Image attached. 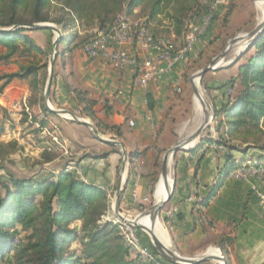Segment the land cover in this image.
<instances>
[{"label":"crops","instance_id":"crops-1","mask_svg":"<svg viewBox=\"0 0 264 264\" xmlns=\"http://www.w3.org/2000/svg\"><path fill=\"white\" fill-rule=\"evenodd\" d=\"M229 3L232 6L233 0H226L225 5L218 11L213 26L188 58L177 63L168 74L157 78L146 87L136 84L133 67L122 72L116 71L102 58L87 57L81 49H71L63 54L65 63L62 65L61 75L56 76L53 83L52 102L56 106L77 112L82 105H79L73 90L87 92L97 102L99 121L120 128V136L105 131L107 137L122 142L128 153V163L122 174L120 148L116 146V152H109V148H104L107 147L105 143L92 152L88 149L83 153L74 152L75 160L70 158L72 161L69 162L82 168L81 180L85 182L108 188L113 194L118 187L123 186L119 204L122 214L135 210L146 200L159 152L174 144L172 132L183 122L176 115L178 116L182 99L185 98L183 94L187 85L184 76L208 59L209 52L216 47L218 40L226 37L227 43L239 29L248 31L255 27L253 25L246 29L248 23L244 22L242 26L232 28L238 14L233 9L224 16V7ZM148 23L151 28V21ZM161 28L162 26L159 29ZM152 30L157 31L153 28ZM69 41H64L63 48H70ZM171 41L178 48L183 40ZM122 48L132 54L138 53L130 43L124 44ZM221 50L223 49L217 50L216 54ZM4 53L5 48L0 47V55ZM67 59L69 61L66 62ZM8 63H0L3 73L11 74L19 70L17 64ZM226 79L227 77L219 83H225ZM177 87L181 92L175 91ZM211 87H217V84L214 83ZM226 88L215 90L216 93L221 91L213 101L216 108L220 107L222 90ZM2 95L6 97L7 105L15 99L25 98L28 95V81L18 78L12 80L4 87ZM149 104L152 105L151 108ZM130 121H133V125L129 124ZM216 137L212 128L200 139L202 144L196 152L183 153L176 163L174 191L162 210L169 240L185 256H197L209 245L219 247L222 244L226 249L224 257L227 264H264V183L261 177L232 178L229 175L206 207L199 209L197 206V202L208 194L225 170V148L204 142L207 139L215 140ZM135 152L141 154L131 159V154ZM105 154H108L106 158L94 159ZM263 156L261 151L257 154L248 151L244 157L246 161L241 159L240 154L235 159L241 163H249ZM99 160L104 163L102 167L95 166V162ZM261 162L264 163V159ZM136 176L139 198L137 202L131 198L132 184Z\"/></svg>","mask_w":264,"mask_h":264},{"label":"trees","instance_id":"trees-1","mask_svg":"<svg viewBox=\"0 0 264 264\" xmlns=\"http://www.w3.org/2000/svg\"><path fill=\"white\" fill-rule=\"evenodd\" d=\"M181 1L97 0L96 4H88L87 0H0V28H13L11 31H0V47L5 48L0 60L6 61L15 55L24 56L30 52L45 53L27 33L37 29L23 26L33 23L61 24L62 20H51L49 17L48 10L53 3L59 4L74 16L72 18L67 15L64 18L69 24L72 25L74 18L78 22L94 21L97 30H104L109 23L110 27L113 26L117 14L123 9L127 15H132L137 8L148 3L149 18L146 19L149 22L176 3L171 15L175 19L173 34L177 36L183 23V6L178 7ZM198 3L199 0H196L191 8ZM39 30L51 33L49 29ZM90 40L91 38L81 46V50ZM248 52L249 55L245 57ZM241 57H245L244 62L237 66L228 82L231 94L227 96L225 92L222 93L220 107L216 108L214 105L213 130L217 137L215 140H204L205 143L225 148V170L208 194L197 202L199 209L213 200L223 180L233 170L245 164L236 161L234 152L242 155L243 161H246L244 157L250 149H259L264 153V30ZM42 67L46 65L31 63L22 66L15 73L0 76V92L16 78H28L31 88H37L38 72ZM54 76L53 70L52 80ZM66 87L72 91L67 85ZM224 87H227V81L214 89ZM73 93L79 105H82L81 111L93 119L94 115L90 110L96 105V101L85 100L87 92L73 90ZM151 107L149 104V108ZM39 109L44 114L53 115L43 104L39 105ZM99 123L105 130L120 136V128ZM38 124L39 129H44L46 121L40 120ZM3 133L4 128L0 126V135ZM201 144L200 140L188 152H196ZM106 146L110 149L109 152H116V146ZM161 152L163 151L159 153ZM140 154L135 152L130 157L132 159ZM107 155L95 158H106ZM43 156L46 161L51 160L48 154ZM263 157L252 161L251 166L264 167L261 162ZM109 206V194L105 188L85 182L63 167L56 174L43 178L6 176V179L0 181V264L5 260H9L11 264H163L161 255L152 245L143 247L151 252L153 260L140 259L139 255L131 257V248L126 245L119 227L102 219ZM219 247L225 256L226 249L222 244ZM165 262L174 264L166 259Z\"/></svg>","mask_w":264,"mask_h":264},{"label":"rangeland","instance_id":"rangeland-1","mask_svg":"<svg viewBox=\"0 0 264 264\" xmlns=\"http://www.w3.org/2000/svg\"><path fill=\"white\" fill-rule=\"evenodd\" d=\"M254 1L255 0H233L232 6L229 3V5H226L224 7L225 8L224 16L227 14V12L229 13L233 9L237 11L236 14L238 15L236 19L233 21L232 28L240 27L244 24V22H247L248 26L246 27V29H250L253 25L256 26L257 23H260L259 22L260 13L258 12V9ZM195 2L196 0H184V1L182 0L180 3H178V7L183 6V12L181 13V19L183 23L179 35L177 36L174 35L173 34L174 28H172L175 25V19L172 17L171 14H173V7H175L176 3L171 4L172 6H169L166 9H164L163 13L160 14L157 18L153 20H149L151 21L152 24L151 28L149 26L150 30L153 31L152 28L157 30L153 32L156 34H160L163 38L168 40H182L184 33V23L192 9L191 8L192 5ZM87 3L96 4L97 0H87ZM136 10L137 13H133L132 15H127L123 9V11L119 12L117 16L122 15L133 19L149 18L148 3L140 6ZM48 14L51 20L63 21L61 24L50 23L54 27H56L61 33V40L58 43L56 58L53 63V70L55 76L53 80H51V85H50V104L55 109H65L72 111L68 108H64L59 105L56 106L54 102H52L51 95H53V91H54L53 83L56 81V76L61 75L62 65L63 63H65L63 59L64 58L63 54L71 49H81V46L86 41H88V39L92 38L95 35L98 27L96 26V22L94 21L93 23L86 21L78 22L76 18H74L72 25L69 24L64 18H66L67 15L72 18L74 16H72L67 9H63L57 3H53L52 7H50L48 10ZM65 24H68V27L67 25L65 26ZM110 25L111 24L109 23L104 27V29H108ZM160 26H162L161 29H159ZM248 31H241L239 29L236 34H234L235 32L232 34L233 36L231 38H233L236 35L240 36L242 34H245V32ZM27 33L30 34L29 36H31L33 41L38 46L44 49L45 53L36 54L34 52H30V54L24 56L15 55L9 60L6 61L0 60V63L7 64L8 62L10 63L12 62V64L14 63L17 64V66H19V69L22 66L31 63L37 64L39 66L45 64L46 67L40 68L38 72V77L36 81L37 88L35 89L31 88L30 79L28 78L25 79L28 81V95L25 98L15 99L11 104L7 105L5 101L6 97L2 95L3 90L0 92V126H3L4 128V133L0 135V181L6 179V176L8 175H12L17 178L49 177L53 174H56V171L62 168L63 166H65L69 161H72L70 158L75 160L76 155L74 154V152L83 153L86 151L85 149H88L90 150V152H92L93 150H95L96 147H99L101 146V144H103V142L99 141L93 135V133L88 127L80 123L66 119V118H70L69 116L62 115L61 117L54 114L48 115L41 112V110L39 109V105L43 104V92L48 77L49 56L52 51V42L55 39V36L52 31L51 33H49L46 31H41L39 29H37V31H29ZM67 40H70L68 45L70 46V48L69 47L63 48L64 41ZM226 41H227L226 37H223L220 40H218V42L216 43V47H214L211 50V52H209L210 54L208 59L204 60L202 64L195 66L188 74L184 76L185 77L184 80L187 85L186 90L184 91L183 94L184 95L183 97L185 98L182 99L183 101L181 104L182 107L179 110L178 116L176 115V118L181 121L183 120V122L179 124L177 127H175V132H172L174 143L176 140L184 138L186 135L191 133V131H189V127L193 126L192 123L196 115V110L194 105L193 84H192L193 78H191L190 75L206 67L211 61L210 57H215L217 55L216 54L217 50L225 48V46L228 43V42L226 43ZM249 52L245 54V57L249 55ZM241 56L238 58L237 62L229 63L234 58V55L228 54L224 60V64H223L224 66L222 65L223 67L221 69L209 70L204 74L200 83L198 82V88L204 100L206 101L207 105L210 106L213 112V119L212 122L209 124V126L203 131L201 136L195 141L192 148H194L196 144H198L200 139L204 138L214 127L213 120H214L215 112H214L213 100L214 98H217V96L221 93V91L220 93L219 92L216 93L214 89L216 87H211V85L216 83L217 87L222 86L224 83L223 84L221 82L219 83V81H222L225 77H227L226 90L228 91L229 79L231 78V76L235 74L237 66L243 63L245 60V57H241ZM230 57L231 59H229ZM67 61H69V59H67L66 62ZM4 74L5 73H3V71L0 69V76H3ZM1 84L2 81H0V85ZM226 90L223 89L222 93L226 92ZM85 100L90 101L94 99L93 97L87 94ZM90 111L93 112L94 115L93 119L87 117L81 110L79 111L77 110V112H74V114L91 123L102 137L108 138L105 132L107 130H105L101 126V124L99 123L101 121H99L97 117V113L99 112V109H97V104ZM23 119L25 120V122H21V120ZM40 120L46 121V126L44 129H39L38 123ZM182 128H184L183 132L181 131ZM262 139H264V136H262ZM104 148H108V147L104 146ZM168 149L162 150L163 152L159 153L156 159V165L153 170V173L151 174L153 178L150 184V188L146 200L143 201L142 204L139 205L137 208H135V210L129 213L123 212L129 219H133L134 217L144 212L148 208L151 209V207L154 205L153 192H154L155 184L161 174V162L163 155ZM187 151L188 150L179 149L171 159L169 172L172 179V184L173 182H175L176 163L180 158V156ZM249 151L253 154L254 153L257 154L258 151L260 152L261 150L250 149ZM43 154H48L51 157V160L46 161L43 158L44 157ZM233 154L234 156L238 155L235 152ZM244 165H251V162L245 163ZM112 198H113V191L111 190V194L109 195L110 206L107 213L103 217H107L112 213L111 212ZM167 204L168 202L165 204L162 210H164ZM162 210L159 213V220L162 224L163 229L165 230V233L168 235L165 220L162 217ZM102 219L104 220L105 218ZM140 232L141 233L139 234V237H140L141 245L150 247L152 243L149 236L142 231ZM74 247L76 249L78 248L77 246ZM206 248L203 250V252H201L202 254L206 253L210 249H214V248H209L207 251H205ZM201 253H199V255H201ZM138 255L139 254L138 252H136V250L134 249L131 250L132 258H135ZM11 256L12 255H10V257ZM139 258L145 260L144 257L140 256ZM160 259L163 262V264H166L165 258L163 256H161ZM204 263L217 264L211 260L204 261Z\"/></svg>","mask_w":264,"mask_h":264},{"label":"built area","instance_id":"built-area-1","mask_svg":"<svg viewBox=\"0 0 264 264\" xmlns=\"http://www.w3.org/2000/svg\"><path fill=\"white\" fill-rule=\"evenodd\" d=\"M225 2L226 0H199L187 16L183 41L178 48H175L171 40L151 31L147 19H133L118 15L114 25L109 29L96 31L90 42L82 48V52L89 58H102L111 68L119 72L133 67L136 84L146 87L157 78L168 74L177 63L188 58L194 47L202 41L206 32L213 26L217 13ZM126 43L132 44L138 53L132 54L122 48ZM175 91L178 93L181 89L177 87ZM231 91V88L226 90V95H230ZM129 124L133 125V121ZM103 165L102 160L95 162L96 167ZM63 168L74 173L79 179L82 178V168L76 166L74 162H68ZM245 176L261 177L264 183V167L257 168L243 164L230 174L232 178ZM105 189L110 195L111 190ZM131 198L135 202L139 199L137 176L134 177L132 184ZM103 218H105L103 221H111L119 227L121 236L131 250H136L146 260H153L151 252L141 245L138 229L120 222L112 213ZM3 264H11V262L5 260Z\"/></svg>","mask_w":264,"mask_h":264},{"label":"water","instance_id":"water-1","mask_svg":"<svg viewBox=\"0 0 264 264\" xmlns=\"http://www.w3.org/2000/svg\"><path fill=\"white\" fill-rule=\"evenodd\" d=\"M24 28H28V29H49L54 33L55 39L52 42V51L51 54L49 56V66H48V77L45 83V87H44V92H43V104L44 107L51 112L54 115L57 116H61L65 115V114H69L71 118H66L69 119L71 121L80 123L86 127H88L91 132L93 133V135L101 142L109 144V145H114L120 148L121 151V155H122V162H121V174L125 171V167L126 164L128 163V153L127 150L125 148V146L122 144V142L118 141V140H114V139H109V138H104L102 137L96 130V128L89 123L87 120L80 118L78 116H76L74 114V112L69 111V110H65V109H55L51 106L50 104V85H51V80H52V72H53V63L55 61L56 58V53H57V46L58 43L61 40V33L60 31L54 27L52 24L50 23H33L30 25H24ZM13 28H0V31H11ZM264 30V19L258 23L252 30L245 32V36L248 37V44L245 47V49L243 51H241L238 55H236L229 63H235L237 62L238 58L246 51L247 48H249V46L251 45L252 41L255 40L257 37L260 36V34L262 33V31ZM238 36H234L233 38H231L227 45L225 46V48L219 53L217 54L214 58L211 59L210 63L204 67L203 69L197 71L194 76L198 78V81L200 83L202 77L204 76V74L206 72H208L209 70H218L221 69L223 66H216L215 62L219 59L225 60V58L227 57V55L229 54L232 46L234 45V43L237 41ZM193 93L197 94L198 96H200V94L198 93L197 89L193 86ZM208 109H205V116L201 122V124L199 125V127L190 135L186 136L185 138H183L182 140L179 141L176 140L175 143L165 152V154L163 155L162 158V162H161V175L165 176L166 175V167H167V163H168V159L169 157L172 159L173 156L175 155V153L179 150V149H183V150H190V149H186L184 148L186 145L195 142L203 133V131L209 126V124L212 122L213 119V112L210 108V106H208ZM174 187H175V182H173L172 184V188L171 191L169 192V195L167 196V198L160 204L157 206V211L158 213H160V211L162 210V208L165 206V204L171 199L173 191H174ZM124 190V187H118L117 190L115 191V193L113 194V198L111 200V212L112 214L120 221L126 224L131 225L132 227L138 229L139 231H142L144 233H146L152 243V246L156 249V251L161 255V252L158 250L157 246L161 247L164 251H166L169 255H171L174 259H176L177 261H173L165 256H163L166 260H168L169 262H172L174 264H198L204 261H208L211 260V258L207 255H197V256H185L183 254H181L180 252H178L172 245L171 242H169L168 244H164L156 235L152 230H148L146 232L145 228L142 227L141 225L138 224V217L139 215H137L136 217H134L133 219H129V218H123V216H121V212L119 210V204H120V196L122 194ZM150 209V208H148ZM145 210L142 213H146L149 210ZM152 237V239H151ZM209 248H214L216 249L220 256H219V260L221 261L222 264H227L225 257L223 256V254L221 253V249L217 246H209L206 248L205 251H207ZM202 254V253H201Z\"/></svg>","mask_w":264,"mask_h":264},{"label":"bare ground","instance_id":"bare-ground-1","mask_svg":"<svg viewBox=\"0 0 264 264\" xmlns=\"http://www.w3.org/2000/svg\"><path fill=\"white\" fill-rule=\"evenodd\" d=\"M254 2H255V5L258 9V12L260 13L259 14V22H261L264 19V0H255ZM237 36H238V39L234 43V45L232 46L230 53H229L230 55H234V57L245 49V47L248 44V40H249L248 37L245 36V34H242L240 36L237 35ZM229 59H231V57ZM223 64H224V60H222V59H219L215 62L216 66H222ZM192 78H193L192 84L197 89L200 96H198L197 94H194V105H195L196 115H195V119L192 123L193 126L189 127V131H191V133H189L188 135L192 134L199 127V125L201 124V122L205 116L204 110L208 109L207 103L204 100V98H203V96H202V94L198 88V82H199L198 78L195 76H193ZM65 115L70 117L69 114H65ZM181 131L183 132L184 128H182ZM188 135H186V136H188ZM182 139L183 138L179 139V141ZM194 143L195 142H192V143L186 145L184 148L190 149V148H192ZM170 163H171V158L169 157L167 167H166V175L163 176L160 174V177L155 184V188H154V192H153L154 205L151 207V209H149L148 212L140 213L139 217H138V224L141 225L142 227H144L146 232L149 229L152 230L155 233V235L165 245L168 244L170 242V240H169V236L165 233V230L162 227V224L159 220V213H158L156 208L158 205H160L167 198V196L169 195V192L171 191V188H172V179H171L170 172H169ZM121 216H123V218H128L127 216H124L122 214H121ZM151 239H152V237H151ZM157 248L163 256H165V257H167L173 261H177L171 255H169L166 251H164L161 247L157 246ZM201 255H207L211 258V261H214L217 264H222L221 261L219 260L220 254L215 249H210L206 253H203Z\"/></svg>","mask_w":264,"mask_h":264}]
</instances>
